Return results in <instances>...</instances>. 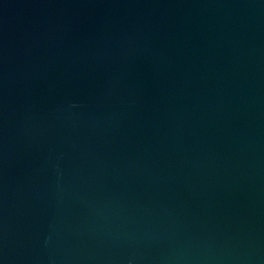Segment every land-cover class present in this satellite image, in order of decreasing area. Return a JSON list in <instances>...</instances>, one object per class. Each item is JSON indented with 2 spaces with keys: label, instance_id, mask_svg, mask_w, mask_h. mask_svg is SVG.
<instances>
[{
  "label": "water",
  "instance_id": "95a60500",
  "mask_svg": "<svg viewBox=\"0 0 264 264\" xmlns=\"http://www.w3.org/2000/svg\"><path fill=\"white\" fill-rule=\"evenodd\" d=\"M0 264H264V0H0Z\"/></svg>",
  "mask_w": 264,
  "mask_h": 264
}]
</instances>
